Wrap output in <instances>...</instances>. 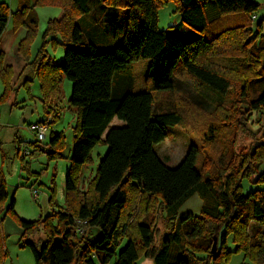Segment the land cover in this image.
<instances>
[{"label":"trees","instance_id":"16d2710c","mask_svg":"<svg viewBox=\"0 0 264 264\" xmlns=\"http://www.w3.org/2000/svg\"><path fill=\"white\" fill-rule=\"evenodd\" d=\"M176 1L180 24L174 30L188 27L186 40L173 29L157 28L158 10L169 0H36L35 6L62 9L59 19L49 21L44 39L60 35L63 58L52 60L41 47L32 62L46 114L57 122L53 105L64 77L72 84L69 105L77 120L65 208L38 221L18 219L22 239L43 235L23 243L35 264H227L234 253L248 260L241 264H264L263 233H250L252 223L264 226V188L243 193L241 186L243 180L264 185V141L247 153L236 152L252 114L264 113L262 20L253 23L259 5L252 0H190L185 6ZM26 3L18 0L12 16L0 3V40L11 19L16 30L28 29L21 52L36 30V20L26 19ZM107 45L113 48L97 52V46ZM2 55L6 94L12 90L11 70L3 69ZM140 60L149 61L148 88L111 98L114 76ZM179 73L196 85L194 101L213 106L215 113L201 129L204 145L191 146L177 167L168 168L153 146L167 138V127L184 126L179 108L185 98L157 111L155 93H174ZM115 119L124 126L111 127ZM63 143L62 134L51 132L45 147L49 160L60 157ZM99 144L108 151L79 191L80 170ZM214 145L219 154L207 149ZM33 146L42 149L38 141ZM193 196L202 202L200 214L179 218ZM7 197L0 174V207ZM14 206L12 199L7 212L15 215ZM122 240L126 245L118 251ZM4 256L0 244V263Z\"/></svg>","mask_w":264,"mask_h":264},{"label":"rangeland","instance_id":"374dc122","mask_svg":"<svg viewBox=\"0 0 264 264\" xmlns=\"http://www.w3.org/2000/svg\"><path fill=\"white\" fill-rule=\"evenodd\" d=\"M252 1L259 5L253 17V23L256 24L262 20L260 40L264 41V0ZM3 2L8 6L10 16L15 14H11L9 0H3ZM35 2L36 0H27L28 4L26 3L28 7L26 19L30 16L36 20V30L34 37L28 40L23 51H19V45L27 38L28 29L21 26L16 30L12 19L0 40V53L3 54L2 67L3 69L8 67L11 70L9 78L12 89L9 93H4L5 89L0 76V174L8 194L7 200L0 207V244L5 252L0 264H35L32 251L28 247H23V243L26 240L37 242L40 238L43 239V235L22 239L18 219L38 221L65 208V178L70 168L69 157L77 120L76 109L69 105L72 84L63 77L60 98L53 105L55 110L53 112H57L58 120L50 124L45 140L38 143L42 149H35L33 146L37 140L34 133L29 130V126L41 120L49 121L52 116L46 114L40 82L32 70V62L41 47H44L48 57L52 60L59 61L64 55V48L60 44L63 40L60 35L44 39L49 21L59 19L62 9L58 6H35ZM189 2L190 0H179L183 6ZM177 5L176 0H169L166 5L159 8L157 23L159 31L174 30L178 27L180 14L176 11ZM105 30L110 34L107 27ZM174 31L181 39L186 40L190 30L183 26ZM112 46H97V52L110 50ZM148 65V60L135 61L125 71L115 75L111 98L145 91L148 88ZM196 96V85L181 73L178 74V83L174 93H155L157 111L174 108V103L177 106L179 98H185L182 102L185 104L184 107L179 108L184 116V126L167 127V138L153 146L155 154L168 168L177 167L191 146L201 148L204 145L201 129L206 119L210 118L215 110L213 106L197 104L194 101ZM121 126H124V123L116 119L111 123V127ZM199 127L200 130H198ZM51 132L60 133L64 137L60 157L55 160H49L45 149L50 141ZM239 136L237 153H247L253 146L262 143L264 141V113H253L247 131ZM207 149L219 154L220 147L214 145ZM107 151L108 147L105 144L95 146L91 152L90 162L80 170L79 191L86 189ZM200 158H203V155ZM241 186L243 193L264 188V185L254 186L248 180H243ZM12 199L15 201V215L7 212ZM201 207V200L193 196L181 207L178 217L198 216ZM157 227L161 234L165 233L161 223H158ZM252 229L261 231L264 238V226L252 223L250 233ZM126 242L122 240L118 251L125 247ZM228 247L231 251L235 249L230 238ZM243 262H248L244 255L234 253L227 264ZM137 264H142V262L139 261Z\"/></svg>","mask_w":264,"mask_h":264},{"label":"built area","instance_id":"2783aa9c","mask_svg":"<svg viewBox=\"0 0 264 264\" xmlns=\"http://www.w3.org/2000/svg\"><path fill=\"white\" fill-rule=\"evenodd\" d=\"M50 124H51V120L46 121L44 123H35V124H31L29 126V130L34 133L36 140L38 141V143H42L45 138L47 133L50 130Z\"/></svg>","mask_w":264,"mask_h":264},{"label":"crops","instance_id":"0c3cea01","mask_svg":"<svg viewBox=\"0 0 264 264\" xmlns=\"http://www.w3.org/2000/svg\"><path fill=\"white\" fill-rule=\"evenodd\" d=\"M2 2H3V0H0V3H2ZM9 7H10L11 14L16 13V11L18 9V2H17V0H9ZM7 27H8V25H7ZM6 30H7V28H6ZM4 62L6 64V60L5 59H4Z\"/></svg>","mask_w":264,"mask_h":264},{"label":"water","instance_id":"95a60500","mask_svg":"<svg viewBox=\"0 0 264 264\" xmlns=\"http://www.w3.org/2000/svg\"><path fill=\"white\" fill-rule=\"evenodd\" d=\"M216 246H217V239L214 238V242H213V245H212V254H215L216 253Z\"/></svg>","mask_w":264,"mask_h":264}]
</instances>
